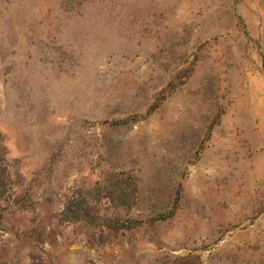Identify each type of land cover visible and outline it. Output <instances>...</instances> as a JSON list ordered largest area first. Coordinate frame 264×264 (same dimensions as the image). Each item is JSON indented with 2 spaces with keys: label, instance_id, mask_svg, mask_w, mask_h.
Listing matches in <instances>:
<instances>
[{
  "label": "rangeland",
  "instance_id": "1",
  "mask_svg": "<svg viewBox=\"0 0 264 264\" xmlns=\"http://www.w3.org/2000/svg\"><path fill=\"white\" fill-rule=\"evenodd\" d=\"M0 264H264V0H0Z\"/></svg>",
  "mask_w": 264,
  "mask_h": 264
}]
</instances>
